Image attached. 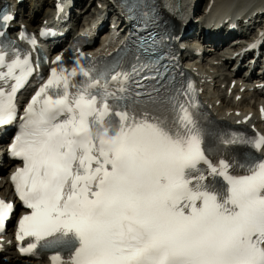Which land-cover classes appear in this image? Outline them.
<instances>
[{"label": "snow or ice", "instance_id": "6c2138e0", "mask_svg": "<svg viewBox=\"0 0 264 264\" xmlns=\"http://www.w3.org/2000/svg\"><path fill=\"white\" fill-rule=\"evenodd\" d=\"M122 7L147 23V0ZM145 32L70 70L57 56L24 107L8 149L22 161L11 177L28 210L16 229L17 241L30 238L21 254L50 251L52 264H264V156L255 154L264 135L210 126L194 85L171 74L165 37ZM33 71L28 54L3 43L0 126L16 120L15 95ZM13 211L0 200V230Z\"/></svg>", "mask_w": 264, "mask_h": 264}, {"label": "bare ground", "instance_id": "6f19581e", "mask_svg": "<svg viewBox=\"0 0 264 264\" xmlns=\"http://www.w3.org/2000/svg\"><path fill=\"white\" fill-rule=\"evenodd\" d=\"M68 1H70V0H68ZM195 1H197L198 3L201 2V1H199V0H195ZM208 1H209V0H208ZM212 1H213V6H212L211 14L214 15L215 17H219V14H217V9L214 8V7L219 6V5H222L221 3H223L224 0H222V1H221V0H219V1H218V0H212ZM30 2H31V6H34L32 0H30ZM44 4H45L46 6H49V2H48V0H45V1H44ZM206 5H207V4H206ZM91 7H92V6H90V7L88 8V10H86V11L82 14V15H83V18H89V14H90V9H91ZM262 8H263V7H262ZM262 8H259V9H262ZM41 10H42V9H37V10L33 11V13L36 14V15H39V14L41 13ZM49 12H50L49 9H47V10L43 13V16H42V18H41L40 24L42 23V20H44V19L48 16ZM84 20H85V19H84ZM223 20H224V19H223ZM223 20H222L221 22H223ZM24 22H27V21L24 20ZM94 31H95V30H91V32H94ZM239 39H241V38H239ZM208 40H209V39H208ZM222 49H223V48H222ZM219 55H226V54L221 53V54H219ZM212 62H213V60L210 61V62H207L206 64H202V65L198 66V68L203 70V66H212V65H213ZM212 74H213V73H212ZM229 75L231 76L232 74H229ZM205 76H206L207 80L204 79L203 77L200 78L201 81H202V83H203V87H205V86H204L205 83H208V84H209V81L211 80V78H210V74H209V73H206ZM229 83H230V81H229ZM221 84H223V82H222V81H221V82L218 81V82H217V88H218ZM212 88H213V86L208 87V89H210V90H211ZM210 92H211V91L208 92V90L204 88V93H205V95H206L205 98L208 99V103L213 107V111H214V113H217L218 116H222V117L225 116L224 111H222L223 108H225V107L231 109V112H230V115H231V116H236L237 112H240V113L242 114V117H245L246 114H249V113L252 111V109H253L252 106H248V103H247V101H246V97H247L246 94H243V97H242L241 102H239V103H234V102L232 101V99L226 97L225 92L228 93V91H224V92L222 93V95H219L220 92H218V90H217L218 93L216 94V95H217L216 98H213L212 96H210ZM212 95H214V94L212 93ZM257 100H258V99H257ZM217 102L220 103L218 106H216V103H217ZM255 117L257 118L258 115L255 114ZM263 131H264V127H263ZM3 147H4V146L1 145V143H0V156L4 155ZM0 177H1V178H0V195H5V194H6V191H7V183H6V180H7L8 177H7L6 175L3 176L2 173H0ZM6 241H7V239H6ZM12 244H13L12 241H8V246H9V247H11ZM3 246L6 247L5 244H3ZM6 248H7V247H6ZM28 262H33V261L22 260L18 255L12 253L11 251H9V252H7L6 254H4V255L1 257V259H0V264H28ZM40 262H44V261H40ZM31 264H35V263H31Z\"/></svg>", "mask_w": 264, "mask_h": 264}, {"label": "rangeland", "instance_id": "374dc122", "mask_svg": "<svg viewBox=\"0 0 264 264\" xmlns=\"http://www.w3.org/2000/svg\"><path fill=\"white\" fill-rule=\"evenodd\" d=\"M205 2H206V0H204ZM32 2H33V5L34 6H32V7H35V9H34V11L35 10H37V9H42L41 10V13L39 14V15H36V14H34L33 15V17H34V23L35 22H39L40 21V18H42V16H43V13L47 10V9H51V1L50 0H48V2H49V6H46L45 4H44V1L43 0H32ZM229 2V1H228ZM29 7H31V2H30V0H26L25 1V3L22 5V8H26L24 11H26V12H28V8ZM93 11V7H92V10L90 11V14H89V17L92 15V12ZM217 90H218V92H221L220 90H221V88H217V89H215V90H213V94H214V96L218 93L217 92ZM220 94V93H219Z\"/></svg>", "mask_w": 264, "mask_h": 264}]
</instances>
